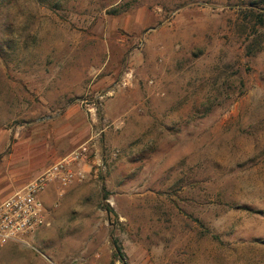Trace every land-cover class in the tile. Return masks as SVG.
Masks as SVG:
<instances>
[{
    "label": "rangeland",
    "instance_id": "rangeland-1",
    "mask_svg": "<svg viewBox=\"0 0 264 264\" xmlns=\"http://www.w3.org/2000/svg\"><path fill=\"white\" fill-rule=\"evenodd\" d=\"M68 161L0 264H264V0H0V202Z\"/></svg>",
    "mask_w": 264,
    "mask_h": 264
},
{
    "label": "built area",
    "instance_id": "built-area-1",
    "mask_svg": "<svg viewBox=\"0 0 264 264\" xmlns=\"http://www.w3.org/2000/svg\"><path fill=\"white\" fill-rule=\"evenodd\" d=\"M69 165L70 161L58 164L45 176L30 182L0 202V251L9 244L24 242V238L48 226L50 208L40 195L55 178L65 187L74 181L75 176Z\"/></svg>",
    "mask_w": 264,
    "mask_h": 264
},
{
    "label": "crops",
    "instance_id": "crops-1",
    "mask_svg": "<svg viewBox=\"0 0 264 264\" xmlns=\"http://www.w3.org/2000/svg\"><path fill=\"white\" fill-rule=\"evenodd\" d=\"M43 202H44V200H43ZM44 203H45V205L48 208H50V211H49L50 213H48V215L52 214L51 213V207H49V205L46 203V201ZM48 228L43 227L40 230H38L35 234H33L32 236H33L34 241H36L38 243L40 236L47 234ZM23 245H24V243L17 242V243L9 244L6 248L4 247L1 252H2V254L5 253V256L6 257L3 256L4 258L3 257L2 258L5 259V260H7V259L14 258L15 255H20L22 252L26 251V248ZM38 264H48V263L43 262V261L40 260V261H38Z\"/></svg>",
    "mask_w": 264,
    "mask_h": 264
},
{
    "label": "trees",
    "instance_id": "trees-1",
    "mask_svg": "<svg viewBox=\"0 0 264 264\" xmlns=\"http://www.w3.org/2000/svg\"><path fill=\"white\" fill-rule=\"evenodd\" d=\"M112 239V245L114 247V258L118 260L121 264H129L127 261V257L124 254L121 246L119 245L118 241L115 238Z\"/></svg>",
    "mask_w": 264,
    "mask_h": 264
}]
</instances>
